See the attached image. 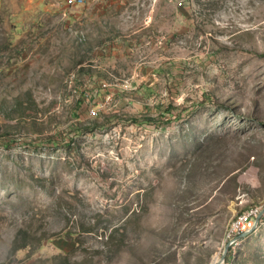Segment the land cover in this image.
<instances>
[{
    "label": "rangeland",
    "instance_id": "obj_1",
    "mask_svg": "<svg viewBox=\"0 0 264 264\" xmlns=\"http://www.w3.org/2000/svg\"><path fill=\"white\" fill-rule=\"evenodd\" d=\"M255 206L220 264H264V0H0V264H216Z\"/></svg>",
    "mask_w": 264,
    "mask_h": 264
},
{
    "label": "built area",
    "instance_id": "obj_2",
    "mask_svg": "<svg viewBox=\"0 0 264 264\" xmlns=\"http://www.w3.org/2000/svg\"><path fill=\"white\" fill-rule=\"evenodd\" d=\"M81 0H66L68 5H73ZM98 110L94 107L89 109V114L94 116ZM261 206H255L236 214L227 224L225 230V240L229 243V247L235 249L243 239L242 234L249 231L254 225ZM228 247V248H229Z\"/></svg>",
    "mask_w": 264,
    "mask_h": 264
},
{
    "label": "water",
    "instance_id": "obj_3",
    "mask_svg": "<svg viewBox=\"0 0 264 264\" xmlns=\"http://www.w3.org/2000/svg\"><path fill=\"white\" fill-rule=\"evenodd\" d=\"M262 210H264V208H263ZM259 218H260V213H259V214L257 215V217H256V220H255L256 222H255V224L258 222ZM251 229H252V228H251ZM249 231H250V230H249ZM249 231L243 233L242 236H244V235H245L246 233H248ZM228 247H229V243L227 242V243L225 244V247H224V251H223L222 257H221L220 261H218L216 264H220V262L223 260L224 255H225L226 251L228 250Z\"/></svg>",
    "mask_w": 264,
    "mask_h": 264
},
{
    "label": "trees",
    "instance_id": "obj_4",
    "mask_svg": "<svg viewBox=\"0 0 264 264\" xmlns=\"http://www.w3.org/2000/svg\"><path fill=\"white\" fill-rule=\"evenodd\" d=\"M230 251H231V247L228 248L227 253H229Z\"/></svg>",
    "mask_w": 264,
    "mask_h": 264
}]
</instances>
